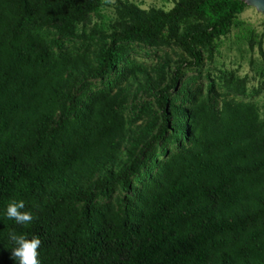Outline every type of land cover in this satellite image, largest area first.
I'll use <instances>...</instances> for the list:
<instances>
[{
	"label": "trees",
	"instance_id": "obj_1",
	"mask_svg": "<svg viewBox=\"0 0 264 264\" xmlns=\"http://www.w3.org/2000/svg\"><path fill=\"white\" fill-rule=\"evenodd\" d=\"M99 5L0 0V264H17L12 231L41 240L40 264H264V122L256 104L219 101L209 83L206 97L183 106L168 98L173 78L156 91L159 126L146 140V123L120 160L124 96L106 88L66 101L63 92L70 77L116 70L128 54L124 41L173 40L198 64L200 47L229 32L246 3L177 0L168 11H146L120 2L122 23L92 60L55 53L40 30L77 36ZM159 140L165 157L144 155ZM142 167L145 179L132 187ZM114 183L135 192L121 205L98 203ZM12 199L24 201L31 224L7 218Z\"/></svg>",
	"mask_w": 264,
	"mask_h": 264
},
{
	"label": "rangeland",
	"instance_id": "obj_2",
	"mask_svg": "<svg viewBox=\"0 0 264 264\" xmlns=\"http://www.w3.org/2000/svg\"><path fill=\"white\" fill-rule=\"evenodd\" d=\"M176 1L100 0L97 10L77 24V36L67 37L49 27L40 31L55 53L84 55L92 60L107 45L108 35L119 29L122 23L117 13L120 2L133 3L146 11L151 8L168 11ZM120 45L127 49L128 54L116 70L103 78L84 73L70 77L63 90L66 101L72 96L87 100L93 93L106 88L124 96V102L118 107V112L125 119L126 129L118 155L120 160L125 159L124 149L129 147L131 137L135 138L146 123L149 125L146 140L159 126L156 91L170 84L173 78L177 80L176 86L167 92L171 102L188 106L192 100L206 97L208 84L213 83V98L253 102L264 122V12L256 7L246 4L235 16L229 32L215 38L209 46L200 47L202 59L198 64H192L189 53L173 40L161 44L124 41ZM233 83L241 85L239 91L229 87ZM159 144L160 140L153 141L144 150V155L153 151L159 158H164L165 155L159 153ZM139 145L141 141L136 148ZM175 150L176 146L171 143L168 151L172 153ZM117 168V165L114 166L115 171ZM144 179L145 167H142L139 177L131 176V186H140ZM134 192V188L124 190L114 183L105 194L97 197V202L121 205Z\"/></svg>",
	"mask_w": 264,
	"mask_h": 264
},
{
	"label": "clouds",
	"instance_id": "obj_3",
	"mask_svg": "<svg viewBox=\"0 0 264 264\" xmlns=\"http://www.w3.org/2000/svg\"><path fill=\"white\" fill-rule=\"evenodd\" d=\"M25 208L24 201L12 199L6 207V216L14 220L18 225H28L33 221V216L29 211H21ZM9 238L15 247L11 249V257L17 264H40L38 259V249L41 240L38 237L27 238L25 235H17L14 231L9 232Z\"/></svg>",
	"mask_w": 264,
	"mask_h": 264
},
{
	"label": "water",
	"instance_id": "obj_4",
	"mask_svg": "<svg viewBox=\"0 0 264 264\" xmlns=\"http://www.w3.org/2000/svg\"><path fill=\"white\" fill-rule=\"evenodd\" d=\"M246 4L256 7L259 11L264 12V0H242Z\"/></svg>",
	"mask_w": 264,
	"mask_h": 264
}]
</instances>
